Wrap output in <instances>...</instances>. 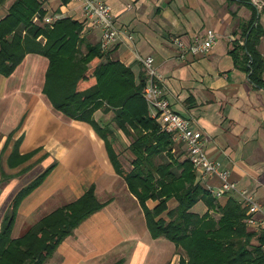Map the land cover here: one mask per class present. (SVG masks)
<instances>
[{
  "label": "crops",
  "instance_id": "1",
  "mask_svg": "<svg viewBox=\"0 0 264 264\" xmlns=\"http://www.w3.org/2000/svg\"><path fill=\"white\" fill-rule=\"evenodd\" d=\"M14 1L0 3V20ZM102 1L111 6L121 30L118 42L104 51L131 66L137 80L145 73L139 58L152 56L172 108L203 132L208 156L229 169L237 188L251 191L264 208V88L235 66L229 52L234 41L243 42L241 24L251 18V6L237 0ZM260 1L252 0L264 28ZM41 2L45 14L83 23L82 1ZM84 25V48L100 43L102 31ZM209 29L217 42L207 55H183L171 41L175 35L189 42ZM258 49L264 57V36ZM48 66L44 55L28 53L10 76L0 73V174L6 179L0 185V230L19 191L52 166L18 206L13 238L91 186L105 206L67 236L45 264H113L118 259L123 264H174L175 244L151 236L143 208L116 172L105 140L89 122L57 110L45 94ZM106 115L98 110L94 117L102 122ZM174 142L183 145L187 157L184 143ZM196 170L204 187H220L219 178H203L202 170ZM230 196L241 200L232 191L217 201L223 205ZM156 204L147 202L149 208ZM197 204L193 211L203 214L207 206ZM168 205L173 209L177 201L170 199Z\"/></svg>",
  "mask_w": 264,
  "mask_h": 264
},
{
  "label": "trees",
  "instance_id": "2",
  "mask_svg": "<svg viewBox=\"0 0 264 264\" xmlns=\"http://www.w3.org/2000/svg\"><path fill=\"white\" fill-rule=\"evenodd\" d=\"M237 1L251 6L253 13L241 24L243 42L234 41L229 52L235 66L264 88V57L258 49L264 36L260 11L252 0ZM36 13H46L41 0H15L0 20V73L10 76L28 53L49 59L45 94L57 110L89 122L105 140L116 172L143 208L151 236L165 237L184 251L178 264H264V234L249 228L241 201L230 196L220 204L204 187L189 158L177 153L172 134L150 116L143 96L145 73L137 80L132 67L110 58L100 43H87L83 49L84 23L62 17L52 26L36 24ZM98 110L112 112V122L132 137L131 169L125 168L116 151L112 123L95 119ZM51 170L52 166L12 201L0 230V264H45L67 236L105 206L91 186L80 198L58 207L13 238L18 206ZM170 199L177 201L173 209H169ZM149 200L157 204L149 208ZM199 201L207 206L203 214L193 211ZM123 262L118 259L113 264Z\"/></svg>",
  "mask_w": 264,
  "mask_h": 264
},
{
  "label": "built area",
  "instance_id": "3",
  "mask_svg": "<svg viewBox=\"0 0 264 264\" xmlns=\"http://www.w3.org/2000/svg\"><path fill=\"white\" fill-rule=\"evenodd\" d=\"M82 1L83 23L92 28H99L102 31L101 46L104 50L114 46L121 34L117 27L112 8L102 0H75ZM262 4L260 0H255ZM60 16L36 13L33 22L36 24L53 25ZM132 38V35H128ZM171 41L180 49L183 55H207L217 42V35L214 30L209 29L205 35L195 34L189 42L180 36H171ZM145 68L146 81L143 96L148 104L150 116L160 122L162 128L172 134L173 140L184 143L187 150V157L195 169L202 170L203 178L217 177L221 184L218 189H212V195L218 200L232 191L241 196V203L247 209L246 223L253 227L257 233L264 234V208L257 201L255 195L248 189L239 190L236 182L231 179V172L221 167L220 163L211 159L205 150L206 138L203 132L194 128L190 121L177 113L171 105L164 86L163 76L154 65L152 56L140 57ZM259 215V216H257ZM264 247V245H263Z\"/></svg>",
  "mask_w": 264,
  "mask_h": 264
},
{
  "label": "rangeland",
  "instance_id": "4",
  "mask_svg": "<svg viewBox=\"0 0 264 264\" xmlns=\"http://www.w3.org/2000/svg\"><path fill=\"white\" fill-rule=\"evenodd\" d=\"M83 49H85L84 46H83ZM112 116H113L112 112L108 113V115L104 116V118H106V120L104 119L102 122L112 123V126H113V128L115 130V133L117 135V138L114 141V145H115L116 151L120 154V159L123 162L125 168L127 170H129V169H131V161H132V158H133V155H132L131 151L129 150V144L132 141V137L128 136L127 134H125L123 131L119 130L116 127L114 122H112ZM175 148L177 150V153L182 154V155L186 154L182 144H178V145L176 144ZM184 155L182 157L183 158H187ZM5 180L6 179H4L1 176V174H0V185H3ZM198 207H200V204H196L194 210H196ZM215 216L218 217L217 214H215ZM249 228L251 230H255L253 227L249 226ZM257 235H259V233ZM254 242L255 243L257 242L256 239L254 240ZM182 255H185V253H184V251L182 249H180V248L175 249L174 258H173L172 262H174V264L178 263L179 259H180V256H182ZM170 263L171 262H169L168 264H170Z\"/></svg>",
  "mask_w": 264,
  "mask_h": 264
}]
</instances>
